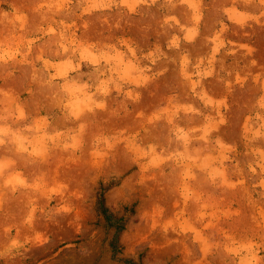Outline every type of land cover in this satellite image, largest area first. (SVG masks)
I'll use <instances>...</instances> for the list:
<instances>
[{"label": "rangeland", "instance_id": "374dc122", "mask_svg": "<svg viewBox=\"0 0 264 264\" xmlns=\"http://www.w3.org/2000/svg\"><path fill=\"white\" fill-rule=\"evenodd\" d=\"M127 260L264 264V0H0V264Z\"/></svg>", "mask_w": 264, "mask_h": 264}, {"label": "trees", "instance_id": "16d2710c", "mask_svg": "<svg viewBox=\"0 0 264 264\" xmlns=\"http://www.w3.org/2000/svg\"><path fill=\"white\" fill-rule=\"evenodd\" d=\"M97 208L99 212L103 215L104 219L106 220L107 224L111 226H115V233L110 241V246L112 248V252H118L119 246L117 245L118 241V233L123 228V224L121 222V218H114L112 214L109 212V210L104 206L103 204V198L101 196V193H99L97 198ZM128 264H136L130 260H127Z\"/></svg>", "mask_w": 264, "mask_h": 264}]
</instances>
